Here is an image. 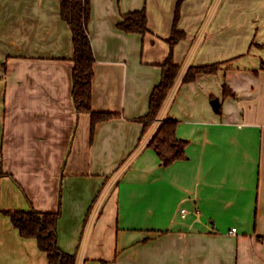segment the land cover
Returning a JSON list of instances; mask_svg holds the SVG:
<instances>
[{
  "label": "crops",
  "instance_id": "obj_1",
  "mask_svg": "<svg viewBox=\"0 0 264 264\" xmlns=\"http://www.w3.org/2000/svg\"><path fill=\"white\" fill-rule=\"evenodd\" d=\"M177 1L91 0L93 108L117 113L92 133L61 0H0L1 207L61 209L58 245L77 264H264V0L183 1L181 70L145 132ZM143 7L151 31L119 28ZM221 61L183 83L190 66ZM165 118L189 141L168 166L149 147ZM0 264H48L2 212Z\"/></svg>",
  "mask_w": 264,
  "mask_h": 264
},
{
  "label": "trees",
  "instance_id": "obj_2",
  "mask_svg": "<svg viewBox=\"0 0 264 264\" xmlns=\"http://www.w3.org/2000/svg\"><path fill=\"white\" fill-rule=\"evenodd\" d=\"M184 0L176 4L174 25L170 37V52L161 63L162 78L154 87L149 102V112L145 116L144 131L146 132L158 118L161 109L179 76L181 65L175 61L174 47L186 37V32L178 28L181 17V5ZM61 15L68 22L73 31L74 66H73V99L78 113L91 114L92 133L96 125L116 116L117 113L99 111L93 108V77L96 61L90 34L89 22L91 18V0H61ZM119 28L127 32L148 33L149 17L146 7L123 14ZM253 45L255 43L253 42ZM264 47V44L260 45ZM228 61L215 62L205 65H192L188 68L183 83L194 81L199 73H216ZM258 70H264V58ZM257 72V71H256ZM224 95L235 96V92L225 82ZM178 121L165 118L149 143L160 158L163 166H168L177 160L187 158L186 149L189 141L177 136ZM8 173L0 165V212L9 215L13 225L23 237L37 239L39 248L48 255V264H77L78 254L62 250L58 245V223L61 209L57 211H40L34 207L30 209H3L1 207L2 179ZM104 264H110L104 261Z\"/></svg>",
  "mask_w": 264,
  "mask_h": 264
},
{
  "label": "water",
  "instance_id": "obj_3",
  "mask_svg": "<svg viewBox=\"0 0 264 264\" xmlns=\"http://www.w3.org/2000/svg\"><path fill=\"white\" fill-rule=\"evenodd\" d=\"M211 103H212L214 110L216 112H219L220 111V105H221L220 99L218 97H216L211 101Z\"/></svg>",
  "mask_w": 264,
  "mask_h": 264
},
{
  "label": "built area",
  "instance_id": "obj_4",
  "mask_svg": "<svg viewBox=\"0 0 264 264\" xmlns=\"http://www.w3.org/2000/svg\"><path fill=\"white\" fill-rule=\"evenodd\" d=\"M184 211V210H183ZM234 231H236V228H233Z\"/></svg>",
  "mask_w": 264,
  "mask_h": 264
}]
</instances>
